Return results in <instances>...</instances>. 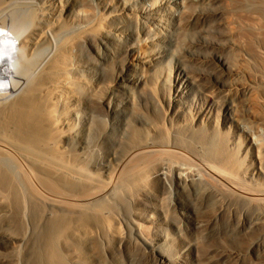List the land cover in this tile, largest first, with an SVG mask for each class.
I'll use <instances>...</instances> for the list:
<instances>
[{"label":"bare ground","instance_id":"1","mask_svg":"<svg viewBox=\"0 0 264 264\" xmlns=\"http://www.w3.org/2000/svg\"><path fill=\"white\" fill-rule=\"evenodd\" d=\"M56 1L62 10L55 0H0V264H103L109 241L120 248L136 239L142 264L185 263L188 251L167 230L149 237L133 218L134 193L149 189L174 187L182 197L172 213L152 206L148 229L180 220L204 237L263 235L264 139L232 99L220 115L212 100L187 107L212 76L227 92L238 75L236 62L214 52L227 42L210 33L223 21L214 9L220 0H91L107 11L99 17L108 28L80 0ZM83 54L99 56L94 69L76 61ZM115 62L118 87L102 81ZM255 91H245L250 119L261 106ZM170 100L163 131L155 113ZM231 124L244 141L228 135ZM115 215L128 224L126 236ZM236 250L215 252L228 258Z\"/></svg>","mask_w":264,"mask_h":264},{"label":"rangeland","instance_id":"2","mask_svg":"<svg viewBox=\"0 0 264 264\" xmlns=\"http://www.w3.org/2000/svg\"><path fill=\"white\" fill-rule=\"evenodd\" d=\"M19 1H22V0H18V2ZM80 2L84 3V5L82 6L84 9L88 10V12H91V14H93V19L95 18L98 21H102L101 26L103 28H108L109 24L107 23V21L102 20V18L100 19L99 17V16L101 17L105 16L107 11L102 9L100 5L97 6L95 4V1L80 0ZM218 3L215 6L214 5L213 6L216 11H218L219 13L221 12L223 14L222 18L220 19L223 20L224 22L220 20H215V22H212L211 24L212 31L210 33L215 35L216 38H220L222 39V41L226 40L227 42H226V46H223V45L221 46L217 45V47L215 46L214 52L222 55L223 57L225 56V58H228L229 61L236 62L239 68V71L237 73L238 75H235L234 77L232 76L229 77L233 83V85L226 88V89H229V88L231 89L227 91L229 93H227L225 89L221 87L216 80H214L213 78L214 76H212L211 77L212 81H209V82L206 81L205 85L203 86L201 90H195L193 92L194 93L193 101L187 104L188 110L193 111L195 109H199L201 108V106L202 107L205 106V103L207 104L208 101L212 100L213 105L211 106V111L213 112L217 111L218 114L220 115L223 112V105H225L227 100L232 99V101L231 100L229 101H231L233 104H236L235 106H238V112L241 113V115L239 114V117H242L243 122L246 123V125H248L250 128H252L253 132L257 133L259 137L261 136L262 139H264V136H263L264 135V127H263L264 121L262 124V120H264V117H263L264 116V105H263L264 104V93L262 89L258 88V85H261V83H259L260 79L261 78L264 79V0H220ZM138 5H140V2L136 3V6ZM62 6H63L62 1L60 3L55 0L54 8L56 10H59V11L62 10L63 8ZM225 24L228 26H226ZM224 26H226L225 27L226 30L225 28H223ZM189 33L190 32H187V35H186L187 38H184V41L187 39L185 43L190 42ZM114 41H115L114 38L112 40L108 39L107 46L109 47V49L113 48ZM105 51L107 50L105 49ZM184 54L187 55L188 53H184ZM90 56L91 57L89 58H86L85 54H83L82 56H76V61L77 59L84 60L85 63L81 61L84 64V66H87L89 69H94V67L96 66V62L99 61V56L98 57L94 55H90ZM214 62L216 63V61H213L212 63L214 64ZM173 64L174 63H172V65ZM213 68L215 69L216 73H220L218 72L219 69H218L217 63L213 65ZM116 72H118V67L115 62L113 68L109 72L110 74L104 77L102 81L106 84H109L112 86L114 85L115 87L116 86L118 87V84H116V80L113 79V76L111 75L112 73H116ZM74 73L75 75L78 74L77 71H74ZM81 76L87 81H90L89 75L83 74ZM231 78H233V80ZM248 88L250 89L253 88L254 90H256L254 93L255 97L259 101H261L260 103L261 106L257 107L258 111L256 112L258 115L255 119H250L248 117H245L243 113L245 91L248 90ZM171 104L172 103L170 100L167 102L166 101L160 102L159 105H157L159 111L155 113L154 120L155 122L159 123L157 125L161 126V129L163 128V131L168 130L166 118L169 117L170 115L169 112H170ZM163 116H166V117H163ZM261 117H263V119L259 121V118ZM163 119H165V121ZM259 124L260 126H258ZM237 127H238L237 124H231L229 127L228 135L234 136V133L237 134V132L238 133L240 132L241 133L240 141H244V139L246 138L245 132L237 130ZM217 128L219 130L223 129L219 124H217ZM262 142L264 143L263 140ZM262 142L260 144L261 148L259 149L264 154L262 150L264 149ZM97 147H96L97 151H95V153L96 154L98 153L102 157L106 156V152L104 150L103 145L99 144ZM243 163L245 164V161ZM170 189L169 191H167L168 193L167 192H164V193L157 192L156 193L155 190L152 189L153 190L152 191L151 189H149V191L147 192L137 191L139 194L135 192L133 195L134 196L133 199L136 200L137 198L136 201L134 200L135 203L133 201V204H134L133 209L135 211L134 212L135 215L133 218L136 219V221L137 220L139 221V223L141 224V225L139 224V227L144 225L143 226L144 228L142 227V229L143 231L145 230L144 232H146V234H148L147 236L154 238V236L158 234L156 233L157 231L161 232L160 230L162 231L164 230L166 232L167 230V233L170 236H172L176 242H178L177 244L179 245L180 243L178 247L180 248V250L177 248L178 251L179 252L188 251L186 252L187 259L185 260V263L183 264H195L192 261V256H196L198 258L199 260L198 264H264V234L263 235L256 234V235H253L251 238H248V239L242 238L241 240L237 237L236 238L232 237V238L227 239L218 234L204 237V236H201V234H197V232H195L196 233L195 235L194 231L191 229L190 224L187 223L186 221L180 222V220L179 221L177 220L178 223L175 221L174 222L176 223L175 225L174 223H172L171 227L167 226L166 224L165 225L157 224L156 226L159 225L158 228L154 226L152 228L150 227L151 229L150 228L148 229L147 224L144 221V218H145V214L149 212V210L153 211L152 206L157 207V209L159 208L158 209L159 211L162 210V208L163 209L166 208L165 210H162V211L166 212L170 210L169 212L172 213L171 212L172 208L170 207V203L173 202L176 197H182L181 193L179 194L178 191H176L174 187ZM263 216H264V210H263ZM116 220L117 222H115ZM112 221H114L113 223H115L114 225L117 227L116 229L118 231L120 230L119 232L121 234H124L125 236L128 234V228L126 227L128 225L127 223L126 224L125 222L123 223L122 222L123 220H121L118 216H116L115 220L112 219ZM173 225L175 227H173ZM176 225L179 227H177ZM262 225L264 227V217L262 219ZM165 226H166V229H164ZM137 243H139V241L137 242V239H136V244ZM249 243H254L256 245H254V247H252L248 251V250H245L244 248H246V246H248ZM115 244L116 243L114 241L108 242V248H110L108 250L110 252H109V255L105 259H102L103 264H138V263L142 264L143 263V260L141 259V257L144 258L145 252L143 251L142 248L139 247V250L137 249V253L135 255L134 248L136 247V244L134 241L133 242L131 241V244L129 242L130 246H128L129 244L124 246L126 244L125 243L124 245H121L120 248L119 246ZM211 247L212 248L214 247V250H212L213 252H211V249H210ZM222 247L227 248L228 250H234L236 252H237L236 250L237 248H240L241 250L239 251V253L233 254L228 258L227 257L222 258L218 256L217 252H215L216 248L221 249ZM129 251H131L134 254H131V252ZM14 263H16V261H14ZM16 264H20V263H16Z\"/></svg>","mask_w":264,"mask_h":264}]
</instances>
